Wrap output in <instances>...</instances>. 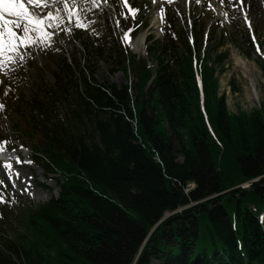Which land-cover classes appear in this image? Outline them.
Instances as JSON below:
<instances>
[{"label":"trees","instance_id":"1","mask_svg":"<svg viewBox=\"0 0 264 264\" xmlns=\"http://www.w3.org/2000/svg\"><path fill=\"white\" fill-rule=\"evenodd\" d=\"M196 28L168 16L144 56L117 44L132 85L59 60L15 142L59 176V192L14 228V196L0 188V264H264V103L229 113L215 67L235 36L209 48ZM101 46L82 50L101 57Z\"/></svg>","mask_w":264,"mask_h":264},{"label":"rangeland","instance_id":"2","mask_svg":"<svg viewBox=\"0 0 264 264\" xmlns=\"http://www.w3.org/2000/svg\"><path fill=\"white\" fill-rule=\"evenodd\" d=\"M24 2L29 9L33 7L27 0ZM49 2L51 4V0ZM78 6V15L84 27H76L75 21L70 23L60 5L63 22L49 29L55 33L50 46L36 43L22 47L19 51L24 56L23 60L17 56L14 63L0 67V173H4L10 181L9 185L0 175V188L5 183L14 194L13 201H9L7 206L14 228L20 226V212L48 202L59 192V176L47 174L32 159L30 150L16 146L15 141L16 126L25 129L28 124L25 102L32 98L41 82L53 83V74L58 70L57 63L61 58L82 70H92L93 78L100 84H114L117 87L127 83L132 85L136 78L130 68L124 70L116 61L117 44L123 43L127 57L144 56L151 42L163 41L164 16H169L173 18L177 31L189 33L196 25V29L203 30L202 36L210 34V42L208 35L207 40H203L205 47L210 48L217 43L222 34L235 36L233 40L236 44L224 39L218 53L226 58L220 66L215 67L218 96L225 98L230 114L250 113L264 103L262 0H78ZM133 7L137 8V12L131 11ZM49 10L55 12L56 5L52 4L43 11L37 9L41 15ZM139 18L142 20L137 23L138 26H144L134 33L135 21ZM246 36L253 45V51L246 44ZM149 38L151 42L148 43ZM96 43L103 47L101 57L83 52L84 44L89 48ZM8 143L13 149L7 147ZM192 189L193 185H189L186 191Z\"/></svg>","mask_w":264,"mask_h":264},{"label":"snow or ice","instance_id":"3","mask_svg":"<svg viewBox=\"0 0 264 264\" xmlns=\"http://www.w3.org/2000/svg\"><path fill=\"white\" fill-rule=\"evenodd\" d=\"M27 3L33 7H26L24 0H0V67L9 62L14 63L17 56L23 60L24 56L19 51L22 47L36 43L50 46L55 33L49 29L56 28L63 22L60 5L70 23L75 21L76 27L85 26L78 15V0H51V4L49 0H27ZM52 4L56 5L55 12L49 10L41 15L37 11L48 9ZM6 16L14 19H6Z\"/></svg>","mask_w":264,"mask_h":264},{"label":"bare ground","instance_id":"4","mask_svg":"<svg viewBox=\"0 0 264 264\" xmlns=\"http://www.w3.org/2000/svg\"><path fill=\"white\" fill-rule=\"evenodd\" d=\"M204 1V0H203ZM227 1V0H226ZM255 2H257V0H254ZM263 1V3H264V0H262ZM207 2V1H206ZM259 3V2H258ZM226 4V3H225ZM228 4V3H227ZM224 7V6H223ZM224 8H226V7H224ZM232 13V12H231Z\"/></svg>","mask_w":264,"mask_h":264}]
</instances>
